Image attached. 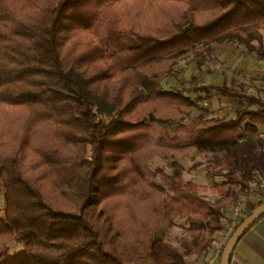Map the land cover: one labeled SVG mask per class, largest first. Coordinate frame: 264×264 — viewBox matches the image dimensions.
I'll return each instance as SVG.
<instances>
[{"label":"trees","instance_id":"1","mask_svg":"<svg viewBox=\"0 0 264 264\" xmlns=\"http://www.w3.org/2000/svg\"><path fill=\"white\" fill-rule=\"evenodd\" d=\"M263 27L264 0H0V237L23 244L11 252L0 242V264H202L224 209L264 177V86L202 83L184 93L165 78L214 44L264 59ZM211 89L240 101L233 117L198 114L171 134L176 113L150 107L178 97L179 113ZM194 147L219 165L213 200L183 177L180 158ZM122 150L141 179L104 194L105 161ZM159 152L174 154L168 199L146 166ZM263 201L238 212L224 244ZM177 217L187 220L182 247L166 238Z\"/></svg>","mask_w":264,"mask_h":264},{"label":"rangeland","instance_id":"2","mask_svg":"<svg viewBox=\"0 0 264 264\" xmlns=\"http://www.w3.org/2000/svg\"><path fill=\"white\" fill-rule=\"evenodd\" d=\"M182 8V3H175L170 5L169 9L173 15H177L181 13ZM262 30L264 32V27ZM198 49L199 52L197 54H193L187 59L179 62L178 77L172 76L165 78L164 85L166 88L172 91H184L185 93V87L194 88L202 83H227L237 87L239 82H244L247 85L248 91L257 92L258 87L264 86V59L254 53L248 52L245 47L226 43L214 44L210 49L205 47H199ZM194 94L200 96L199 104L182 110V112L179 113L178 108L182 109V107H185L183 104L184 102L178 97H158L157 100L150 105L151 108L159 110L160 115L176 113L175 116L177 121L169 126L171 134L174 133L175 126L178 122H189L198 114H202L205 118L213 116L225 118L233 117L236 113V107L240 104L238 99L221 95L215 89H211L208 92L197 90ZM261 128L264 129V125H261ZM119 153L118 159L114 154H110L105 161L102 175L104 194L112 192L115 183H126L129 180L138 183L141 179L138 178V176L136 179L133 177V160H130L131 155L127 153L123 156L124 150ZM136 155L137 154L134 155V159L138 160ZM173 158L174 154H164L162 152L152 154L146 158V166L153 171L151 179L163 186L166 199L170 197L168 180L169 175L173 171L171 165ZM115 160H117L118 164H113ZM180 161L184 165V179H192L201 184L200 193L208 199L213 200L218 195V189L214 184L223 180V178L215 172V169L219 167V165L216 164L215 157L211 153L202 152L194 147L183 155ZM210 164L214 165V168L211 170L207 168V165ZM111 175H113V178H108ZM101 196L102 194L98 192V190L93 191L91 194V201L99 203ZM4 205V188L0 180L1 212ZM235 206L236 203L224 209L225 223L230 222V214L232 210H235ZM249 208L250 205L248 201L247 206L243 210ZM134 210H130L128 215L135 214ZM237 215L238 214H236V220L238 218ZM186 224L187 220L185 217H177L176 223L169 228L166 238L170 242L182 247L187 237ZM225 231L226 228L222 232ZM220 236L221 232L216 235V238ZM0 242L7 245L8 251L11 252L17 251L23 246V244L18 242L13 236L6 240H2V237H0Z\"/></svg>","mask_w":264,"mask_h":264},{"label":"crops","instance_id":"3","mask_svg":"<svg viewBox=\"0 0 264 264\" xmlns=\"http://www.w3.org/2000/svg\"><path fill=\"white\" fill-rule=\"evenodd\" d=\"M263 196L264 187L261 191H257L250 196L249 205L251 206ZM230 216L228 224L235 223V210L231 211ZM227 235V231L221 232L219 238L226 239ZM214 251L215 246L212 245V248L201 257L202 264H221V256L215 257ZM212 260L213 263H210ZM230 264H264V214L254 221L239 238L231 253Z\"/></svg>","mask_w":264,"mask_h":264},{"label":"water","instance_id":"4","mask_svg":"<svg viewBox=\"0 0 264 264\" xmlns=\"http://www.w3.org/2000/svg\"><path fill=\"white\" fill-rule=\"evenodd\" d=\"M264 213V201L261 202L252 212H250L240 224L234 229L232 234L226 240L221 252V264H230L231 253L242 234L246 229Z\"/></svg>","mask_w":264,"mask_h":264},{"label":"built area","instance_id":"5","mask_svg":"<svg viewBox=\"0 0 264 264\" xmlns=\"http://www.w3.org/2000/svg\"><path fill=\"white\" fill-rule=\"evenodd\" d=\"M263 187H264V177L261 178L258 183H255L254 185H252V187H251L252 194L257 192V191H261L263 189ZM249 198H250V196H244L240 200L237 201L236 206L234 207L236 214H238V212L240 210H243L247 206ZM235 223H232V224L227 223V225H226L227 234H229L231 232ZM224 241H225V239H219V238H215L212 241V245L215 246V251H214L215 257L221 256V252H222V248H223L222 246L224 244ZM210 263H213V260Z\"/></svg>","mask_w":264,"mask_h":264}]
</instances>
